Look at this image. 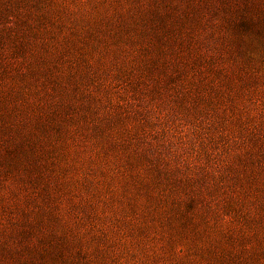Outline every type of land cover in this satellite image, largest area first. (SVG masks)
<instances>
[{"label": "rangeland", "instance_id": "1", "mask_svg": "<svg viewBox=\"0 0 264 264\" xmlns=\"http://www.w3.org/2000/svg\"><path fill=\"white\" fill-rule=\"evenodd\" d=\"M0 264H264V0H0Z\"/></svg>", "mask_w": 264, "mask_h": 264}]
</instances>
